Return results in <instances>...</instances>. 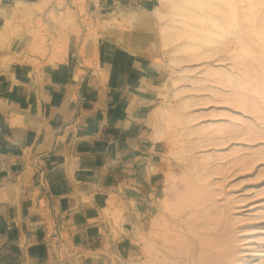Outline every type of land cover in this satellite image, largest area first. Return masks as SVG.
<instances>
[{
  "label": "crops",
  "instance_id": "obj_1",
  "mask_svg": "<svg viewBox=\"0 0 264 264\" xmlns=\"http://www.w3.org/2000/svg\"><path fill=\"white\" fill-rule=\"evenodd\" d=\"M147 37L104 29L52 59L45 40L37 63L0 45V264H124L140 251L133 207L159 182L161 143Z\"/></svg>",
  "mask_w": 264,
  "mask_h": 264
},
{
  "label": "rangeland",
  "instance_id": "obj_2",
  "mask_svg": "<svg viewBox=\"0 0 264 264\" xmlns=\"http://www.w3.org/2000/svg\"><path fill=\"white\" fill-rule=\"evenodd\" d=\"M245 3L238 2L239 15ZM157 7L158 0L134 8L113 0H0V45L9 44L18 61L37 63L45 40L52 59L86 47L104 29L149 35L158 63L151 117L161 139L151 171L159 182L148 183L146 204L133 205L140 251L124 264H264V60L231 58L230 39L213 58L174 64L159 39ZM254 20L239 37L257 47L264 4ZM224 72L240 84L227 86Z\"/></svg>",
  "mask_w": 264,
  "mask_h": 264
},
{
  "label": "bare ground",
  "instance_id": "obj_3",
  "mask_svg": "<svg viewBox=\"0 0 264 264\" xmlns=\"http://www.w3.org/2000/svg\"><path fill=\"white\" fill-rule=\"evenodd\" d=\"M158 1L160 7L163 6L165 9L162 8V10L157 7L153 11L157 21L160 22L158 33L161 45L164 49L170 47L168 52L171 56L168 61L178 64L180 62L208 60L213 58L223 44L225 46L226 41L230 39L234 40L230 48L228 47L231 58H242L243 60L247 57L254 60H264V36L259 37V41L255 43L257 47L244 43L242 37H239L244 26L248 27L254 24V19L263 6L264 0ZM242 1L246 2L247 7L241 8L243 12L239 15L238 2ZM125 15L126 13L123 16ZM146 16V14H140L137 18L143 20L146 19ZM132 19L134 18L132 17ZM217 73L214 70L210 72L211 76H215ZM219 77L226 85L240 84V81L228 72L220 73ZM189 102L190 100L182 101L180 107L184 109ZM165 204L167 203L165 202ZM168 206L170 208V205Z\"/></svg>",
  "mask_w": 264,
  "mask_h": 264
}]
</instances>
